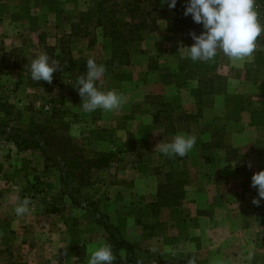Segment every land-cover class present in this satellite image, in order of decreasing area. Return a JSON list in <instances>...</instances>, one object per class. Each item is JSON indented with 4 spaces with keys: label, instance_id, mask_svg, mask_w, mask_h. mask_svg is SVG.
I'll return each mask as SVG.
<instances>
[{
    "label": "crops",
    "instance_id": "0c3cea01",
    "mask_svg": "<svg viewBox=\"0 0 264 264\" xmlns=\"http://www.w3.org/2000/svg\"><path fill=\"white\" fill-rule=\"evenodd\" d=\"M71 4L74 7L78 5L86 7L90 4V0H0V38L10 47L13 44L25 46L26 40L29 39L24 31H28L34 32L31 36L37 44L35 32L41 27L43 15L53 13V9H68ZM14 6L19 8L14 9ZM58 15L56 14L55 19H58ZM156 33L159 36L173 35L167 32L165 21L157 23ZM80 40L83 42L81 44L84 58L82 62L92 58L98 63L91 52L90 43L85 40V37ZM185 47L181 46L179 50L174 47L175 50L168 53L170 64L163 60L159 63L158 70L154 72L150 71L148 56L133 55L132 61L130 56V66L126 64L124 70L118 68L114 71L125 72L132 69L134 73L138 72V76L148 72L147 84L144 81L140 86V92L144 93V101L139 104L123 102L118 110L112 111L109 127L104 125L106 124V119L102 117L105 115L104 110L92 111L90 120L84 119V122L70 124L69 136L77 143L82 133L89 137L86 143L88 149L85 153L89 158L111 153L110 148L115 143H125L129 140L136 142L140 134L148 140H157L158 144L172 142L177 134L195 136L196 143L193 149L184 157H179L185 160L181 163L187 168H182L181 175L178 172L176 174L187 183L184 189V199L178 206L162 208L154 215L150 208L141 210L138 205H133L132 198L148 194L154 199L159 193L155 166H152L150 171L147 169L150 174L147 173V177L143 178L145 167L138 163L136 168L128 171L129 175H126V178L124 176L123 182H126L128 186L121 184L112 187L114 190L117 189V194L115 198L112 197L110 203L120 207L117 209L118 213L127 214L126 218L119 219L117 215L112 217L109 213L107 216L120 229L124 238L136 246V253L141 249L140 244L144 242V238L153 239L157 241L154 245L156 249L162 243L164 253L172 254L179 260H189L194 256L197 261L208 253L217 256L222 253L229 255L232 252L229 246L232 241L236 240L232 237L231 242L226 243L228 248L220 250L219 246L223 241L222 239L220 241L217 227L211 226L214 230H211L210 237H207L210 246L203 247L205 234L203 230H207L209 225L206 224L207 227L204 229L202 223L217 222L221 220L219 216L222 214H226V221L229 223H233V214L240 215L235 219L239 225L243 226L246 221V199L244 197H246L245 190L248 189L250 183L244 180L243 175L246 174V165L264 164V101L252 102L250 105V103L246 104V98L243 102L236 101L234 90L218 93L213 77L209 81L210 92H204L200 86L194 90L188 88L184 74L176 77L178 71H175V68H179L175 61L190 59ZM222 57L227 62L234 61L225 55ZM246 58L239 61L245 62ZM228 70L232 72V67ZM210 72H214L212 68ZM106 76L104 73L95 83L101 91L104 89ZM227 83L229 84V80ZM148 95L156 99L153 100L154 103L160 102L161 105L154 104L153 106L146 102ZM163 105L171 111L173 116L178 114L179 117L177 121L173 120L172 131L165 132L158 139H156L155 131L161 123L157 122L167 119L171 121L170 116L157 115L159 118L156 119L155 116H150V118L148 116L146 127H143L139 124L138 114L125 115L127 118L124 119L121 114L117 115V111L120 110H152L151 112L156 109L163 110ZM85 115L90 116L88 111ZM1 116L3 121L0 123L4 122L6 114L0 111ZM118 126H125L128 133L118 131L116 129ZM207 148L211 149V153H204V149ZM31 151L42 156L39 150L20 151L13 142L0 139V264H12L13 260L17 259H20L23 264H87L93 248L107 244V239L105 230L91 220L85 210L76 208L70 203L73 210L80 215H65L62 219V214L47 213L45 204L34 202L29 204V211L26 214L17 216L14 212V209L23 201L25 185L35 178L31 174L32 170L29 172L31 162H28V159L31 160L30 156L33 153ZM89 151H94V153H89ZM130 152V154L136 153L138 157L142 155L136 150ZM152 157L160 158L164 162L166 160L174 162L178 156H166L158 151ZM169 172L175 173L176 171L171 167ZM37 175L41 176V172ZM149 175L150 178L147 179ZM36 179L39 178L36 177ZM103 188L107 190V186ZM143 188L150 192L145 193ZM201 194L202 197L209 196L207 200L210 202L203 203ZM126 200H129V204H125ZM97 202L100 211L104 214L101 208L102 201ZM208 205L213 207L211 218L208 217V212H205ZM232 205L236 206V211ZM129 206L130 209H127ZM159 225L167 226L168 229L164 231V234H153L155 237H152L150 232L148 233L149 229L152 228L155 231ZM95 230H98L97 233ZM124 253L126 259V252ZM119 264L123 262L120 260ZM125 264L131 263L126 261ZM221 264L235 263L228 258V261Z\"/></svg>",
    "mask_w": 264,
    "mask_h": 264
},
{
    "label": "rangeland",
    "instance_id": "374dc122",
    "mask_svg": "<svg viewBox=\"0 0 264 264\" xmlns=\"http://www.w3.org/2000/svg\"><path fill=\"white\" fill-rule=\"evenodd\" d=\"M104 1H106L104 5L105 8H109L114 3L123 4L125 6L129 4H139L145 16H148V21L152 22L156 19V26L153 29L148 28L144 31V39L140 42H136L129 46L120 42L117 46H114L111 38L104 36L105 34L102 28L97 26L100 17L103 18V21L106 20L104 15H100L99 17L98 13V4ZM255 7L259 14V22L261 25H264V0H256ZM18 8V6H14V9ZM159 13H164L168 18L174 16L173 9H170L167 3L162 4L161 0H90V4L86 7H84V5L74 7L71 4L68 9H53V13H45L43 19H41L40 29L35 32L37 44L34 43V38L31 36L34 35V32L30 33L28 31H24V34H28L29 39L26 40L25 46L13 44L10 47L0 38V111L6 114L4 122L0 124L22 130H32L34 127L44 126L48 128L49 131L53 128L56 129L57 135L65 137L69 136L71 123L79 121L84 122V119H91L92 112L88 111L90 116L85 115L86 111L79 105L82 104V98L79 96L78 90L74 88L77 83V78L81 75H85L80 70L82 59H84L83 46L81 45L83 42L80 39L84 37L91 45V52L94 54L95 59L98 60L97 64H102L105 67V74L107 76L102 91H115L123 98L124 103H142L144 101V93L140 92V86L144 81L146 82L145 84H147L149 73L144 72L141 76H138V72L135 71L134 73L132 69L126 70L125 72H115L114 70H118V68L124 70L126 64L130 66L133 55H145L149 57L150 71L154 72V70H158V65L161 61L164 60L170 64L171 60L168 57V53L171 51L173 52V50H175L174 47L178 50L181 46L190 47L188 45L190 41L189 36H184L180 32H168L167 30L168 33L173 34L172 36H159V34L156 33L157 23L159 21H165L167 23L166 19L158 18ZM56 14H59L58 19H55ZM118 17L123 21H129L127 15L119 14ZM149 27H151V25ZM184 37L186 40H184ZM175 45H177V47ZM256 45V49L252 53L253 56L246 58V61L242 63L239 60L227 62L225 58L222 57L223 53L221 52H218L213 60L207 62H193L190 59H180L178 62L175 61L176 66L179 65V68H175V71H178L176 77L184 74V80L188 88L194 90L200 86L204 89V92H210L209 81L213 77L214 83L216 87H218L217 91L214 88L213 90L218 93L231 92L234 90L236 101L243 102L246 98V104L250 103V105L252 102L264 101V33L258 38ZM115 52L120 54L126 52V55L114 63ZM41 54H47L50 63L54 60L59 61L60 68L53 74L51 83L43 81L37 82L31 79L28 66L33 59ZM230 67H232V72L228 70ZM210 68L214 71L213 73L210 72ZM228 80L229 84L227 83ZM97 86L96 84V87ZM153 100L156 99L152 96L148 95L146 97V102L151 103L153 106L154 104L161 105L160 102L154 103ZM151 111L152 110H120L117 111V115L121 114L124 119L127 118L125 115L130 116L131 113L138 114L140 118L139 124L143 127H146V119L148 116V118H150V116H155L156 119L159 118V115L160 117L162 115L163 117L168 115L171 117V121L167 119L166 121L157 122L161 123V126H158L155 131L157 134L156 139H158L160 135L165 134V132H171L174 126L173 122L175 120L177 121L179 115L173 116L171 111L165 106L163 110L156 109L153 112ZM104 114L105 115H102V117L106 119V124L104 125L109 127L108 123L110 121L109 118H112V111H105ZM0 121H3L2 116L0 117ZM85 124H88V122H85ZM116 129L121 133H128L126 132L125 126H118ZM81 136L79 143L75 140L74 142L84 149L86 153V149H88L86 143L89 137L85 136L83 133ZM0 139L8 141L7 137H2V135H0ZM128 139L130 138L128 137ZM114 145L110 148L111 153L109 154H113L114 157L111 159L108 168L97 172H91V186L84 188L82 191V194L91 201H102L101 208L105 215L109 213L112 217L117 215L119 219L126 218L127 214L121 215L118 213L117 209L120 207L111 205L110 203L112 197L115 198L117 194V189L114 190L112 187L121 184L128 186L126 182H123L124 176L126 178V175H129L128 171H131L132 168H136V164L138 163L143 164L145 167L143 170V178H146L147 175L150 174L147 169L149 170L152 166H155V174L159 181L158 186L159 188L160 186L163 188L161 197L165 198V200H172L175 198L178 199L176 201H179L181 194L184 195L187 181L181 180L182 178H180L179 175H181L182 168H187L186 166H182L181 163L185 160L179 159V156L175 158L176 161L174 162H172V160H166L164 162V160L160 158H153L152 155L160 151V148L157 147V140H148L141 134L136 142L129 140L128 142H121L120 144L115 143ZM132 145L135 146L132 147ZM131 150H136V152H140L142 155L140 154L138 157L136 153L130 154ZM89 153H94V151H89ZM204 153H211V149H204ZM160 156H162V154H160ZM30 159L31 160L28 159V162H31V165H29V172L32 170L31 174L35 178L25 185L26 190L23 193L22 200L28 199L30 203H43L46 205V208H48L47 205H49V207L51 205H56V207L61 210L60 215H63L62 219L65 218V215H80V213L73 210L74 208H72L70 204V199L63 194L59 170L56 167L47 166L44 156L37 154V152H33ZM171 167L174 168L176 171L175 173L169 172ZM245 170L246 174L243 175L244 180L248 181L250 184L248 189L245 190L246 221L244 225L241 226L238 222H235V219L240 216L237 214L232 215L233 223L226 221V214L220 215L219 217L221 220L217 222L207 221L202 223L204 229L207 227L206 224L209 225L207 230H203L205 233L203 238L204 242H202L203 247L206 246L208 248L210 246V241L209 238L207 241V237H210L209 234L212 233L211 230H214L211 226H216L220 241L221 239L223 241L219 246L220 250L228 248L226 247V243H228L232 237L236 239L235 241H230L231 245L229 248L232 252H230L229 255L222 253L219 254V256L211 255L210 253L205 254L200 257V260L196 261L197 264H221L228 261V258L234 261L235 264L264 263V201H261L260 206L252 204V200L258 198V193L257 190H254L255 188L251 187V177L253 174L264 170V164L256 163L251 166L246 165ZM39 172H41V176L37 175ZM177 172L179 175L176 174ZM36 177L39 179H36ZM149 178L150 175L147 179ZM104 186H107V190L103 188ZM143 191L145 193L150 192V190L145 188H143ZM208 197L209 196H203L201 201L203 203L205 201L210 202V200H207ZM132 199L134 201L132 202L133 205H138L141 210L150 208L154 215L162 208H166V206H163L162 199L158 196L152 199L147 194L146 196L140 195L138 198ZM183 199L184 196L180 201ZM125 204H129V200H126ZM232 207L234 211H236V206L232 205ZM127 209H130V206ZM205 212H208V217L211 218V215H213V207L208 205ZM166 229H168L167 226L159 225L156 227L155 231H153L152 228L149 229L148 233L150 232L153 237V234H164ZM96 231L98 230H95V232ZM145 231L147 232V230ZM98 235L102 236L101 233H98ZM156 242V240L144 238V242L140 244L141 249L136 253L139 264H169L172 263L174 259L179 260L173 257L172 254L164 253L161 242H158L159 244L161 243V245L156 249L154 247ZM151 249H153V251H149ZM120 260L123 264L127 261L124 251L120 253ZM180 260L188 261L184 259ZM12 264L23 263L20 262V259H17L13 260Z\"/></svg>",
    "mask_w": 264,
    "mask_h": 264
},
{
    "label": "clouds",
    "instance_id": "9594fccd",
    "mask_svg": "<svg viewBox=\"0 0 264 264\" xmlns=\"http://www.w3.org/2000/svg\"><path fill=\"white\" fill-rule=\"evenodd\" d=\"M161 3H167L173 9L177 0H161ZM255 4L256 0H187L185 16L191 15L194 23L203 27L201 34H190L194 43L191 47H185L189 58L193 62H207L213 60L218 52L232 60H242L252 55L258 38L264 33V25L259 22ZM28 67L31 79L51 83L60 64L58 60L50 63L48 55L41 54ZM86 68V74L77 78L74 87L82 98L80 106L89 112L97 109L118 110L123 104V98L112 90L101 91L95 84L105 73L104 65H98L94 59L89 58ZM195 143V136L177 134L172 142L160 143L157 147L166 156L184 157ZM251 187L258 193V198H254L252 204L260 206L261 201H264V170L253 174ZM29 204L30 201L24 199L14 209L15 214H26ZM115 259L111 245L105 243L93 248L87 264H114ZM187 264H197L196 257L190 258Z\"/></svg>",
    "mask_w": 264,
    "mask_h": 264
},
{
    "label": "trees",
    "instance_id": "16d2710c",
    "mask_svg": "<svg viewBox=\"0 0 264 264\" xmlns=\"http://www.w3.org/2000/svg\"><path fill=\"white\" fill-rule=\"evenodd\" d=\"M105 3L106 1L98 4V13L99 17L104 15L106 20L103 21V18L100 17L97 26L102 28L104 36L111 38L114 46L120 42L126 46L140 42L144 39L143 32L156 26V19L152 22L148 21V16H145L139 4L125 6L114 3L109 8H105ZM186 3L187 0H177L176 6L173 8V17L168 18L164 13H159L158 18L167 20L168 32H180L184 36H189L188 45L192 46L194 41L190 34H201L203 27L194 23L191 15L185 16ZM119 14L127 15L129 21L120 19ZM150 25L151 27H149ZM184 40H186L185 37ZM125 55L126 52L123 54L115 52L113 62L116 63ZM86 64L87 61L82 62L80 68L83 74H86L87 71ZM56 131L54 128L49 131L44 126H37L32 130H22L0 124V135L7 137V140L13 142L18 150H39L44 156L47 166H53L59 170L63 194L70 199L73 206L85 210L89 218L105 230L107 243L111 245L113 255L116 257L114 264H119L122 251L126 252L128 263L138 264L136 246L124 238L120 229L100 211L96 201H91L82 194L84 188L91 186V172L108 168L114 155L101 154L96 158H89L85 155L84 149L76 145L70 136H59ZM162 190L163 188L160 186L158 197L162 199L163 206L173 207L180 204L179 201L183 198V194L179 197V201H176L178 199L175 198L165 200L161 197ZM47 206V213L60 214L61 210L56 205ZM169 264H187V261L174 259Z\"/></svg>",
    "mask_w": 264,
    "mask_h": 264
}]
</instances>
